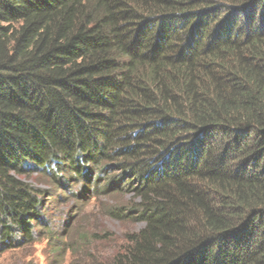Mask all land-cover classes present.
<instances>
[{
    "label": "trees",
    "instance_id": "1",
    "mask_svg": "<svg viewBox=\"0 0 264 264\" xmlns=\"http://www.w3.org/2000/svg\"><path fill=\"white\" fill-rule=\"evenodd\" d=\"M37 173L142 224L74 264H264V0H0V250Z\"/></svg>",
    "mask_w": 264,
    "mask_h": 264
},
{
    "label": "rangeland",
    "instance_id": "2",
    "mask_svg": "<svg viewBox=\"0 0 264 264\" xmlns=\"http://www.w3.org/2000/svg\"><path fill=\"white\" fill-rule=\"evenodd\" d=\"M65 177L66 183L61 188L50 176L38 173L30 176L31 185L51 195L43 198L42 225L34 228L30 243L0 250V264H74L108 260L124 245L128 234L142 227L126 217L116 220L107 215L111 208L126 206L130 196L98 194L92 190L82 193L78 181L68 175ZM20 236L22 234L18 233L17 237Z\"/></svg>",
    "mask_w": 264,
    "mask_h": 264
}]
</instances>
